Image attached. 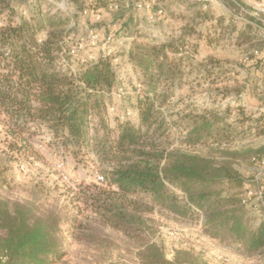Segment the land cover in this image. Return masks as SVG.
I'll use <instances>...</instances> for the list:
<instances>
[{"label":"trees","instance_id":"16d2710c","mask_svg":"<svg viewBox=\"0 0 264 264\" xmlns=\"http://www.w3.org/2000/svg\"><path fill=\"white\" fill-rule=\"evenodd\" d=\"M28 1L0 0V10L10 20L0 28V118L8 150L13 156L36 157L30 124L44 125L56 147L79 163L92 153L105 182L81 188L70 199L72 204H83L74 207L76 212L47 203L42 191L24 201L0 200V264H57L68 255L70 240L89 246L105 242L104 228L123 234L140 250L139 264H189V251L180 250L168 260L160 247L145 241L144 234L150 215L189 218L194 207L203 213L205 236L218 239L222 246H235L245 258L264 259V216L257 227L252 225L256 219L242 203L245 182L237 168L242 160H262L264 144L241 149L226 118L215 112L185 111L177 119L164 114L173 88L184 83L189 64L184 57H170L177 42L134 44L126 51L128 61L143 73L148 92L134 103L135 123L115 118L112 126L105 110L118 83L114 59L101 56L78 74L61 72L55 63L63 38L71 32V20L86 8L103 18L113 14L114 23L122 20L123 30L130 29L132 16L127 10L114 14L111 0L90 5L87 0H67L75 8L70 17L56 18L39 9L30 19L13 24L15 8ZM115 1L124 9L123 0ZM225 1L238 11L246 6L241 0ZM249 10L256 15L252 21L264 20V14ZM223 23L220 18L219 24ZM101 25L110 32V25ZM43 32L45 39L39 41ZM250 38L247 29L236 40L247 45L249 77H264V48ZM261 120L257 137H264ZM173 128L180 130L177 146ZM13 156L5 161L11 162ZM3 160L0 180L9 168Z\"/></svg>","mask_w":264,"mask_h":264},{"label":"rangeland","instance_id":"374dc122","mask_svg":"<svg viewBox=\"0 0 264 264\" xmlns=\"http://www.w3.org/2000/svg\"><path fill=\"white\" fill-rule=\"evenodd\" d=\"M87 1L90 5V0ZM153 1L158 14L152 22L142 18V12H136L135 8H125L126 4L124 9L119 7L114 11L118 15L125 14L127 10L128 15L132 16L130 29L125 30L120 29L124 27L121 19L113 22V14L107 13L103 18L101 14H93L91 9L86 8L77 19L71 20V32L60 44L55 67L61 72L78 74L88 64L82 63V60H94L90 56L102 52L101 48L105 46L106 50L112 52V59L118 65V83L112 92L111 101L106 102L105 117L111 120L112 126L115 125V118L135 123L134 103L148 92V87L144 84L143 73L128 61L127 49L134 44L154 46L177 42L169 50L170 57H184L185 64H189L184 70V83L173 88L170 105L163 109L164 114L177 119L178 113L181 115L185 111L198 114L215 112L219 117L226 118V123L234 133L232 139L241 149L248 145H263L264 137H257L256 127L260 119L264 122V77H249L247 45L243 42L238 45L236 38L241 31L248 29L251 38L264 48V20L252 21L256 15L249 12L250 8L264 14L260 9L264 6V0H241L246 6L239 11L225 0ZM66 2L42 0L39 4L37 0H29L27 4L15 8L16 15L12 23L16 24L21 18L30 19L39 9L56 18L70 17L75 8ZM97 15H101L100 20H97ZM220 18L224 20L222 25L219 24ZM136 19L140 20V25L135 23ZM9 22L8 13L0 10V28ZM103 22L110 25L113 31L106 33V27L101 25ZM92 28L100 35L99 47L91 45ZM45 35L41 33L39 41L45 39ZM108 36L111 37L109 43L106 42ZM81 45L80 55L73 57L68 54ZM252 84L255 86L252 87ZM238 89L239 92H236ZM128 111L132 115L122 120ZM1 119L0 159L7 163L6 156L12 157L14 154L8 150ZM30 127L35 132L33 147L37 156L15 154L14 160L5 164L9 168L0 180V200L24 201L42 191V197L47 198L45 200L51 205L69 206L73 212H76V205L83 208V204H72L70 199L79 194L81 188L92 184L103 185L105 182L99 180V177L104 176L95 165L94 156L91 153L79 163L71 153L56 147L57 142L52 139L46 126L30 124ZM173 134L177 146L181 139L180 130L173 128ZM237 165L245 182L242 203L253 211L251 216L256 220L252 221V225L257 227L259 217L264 216V210H261L264 209V158L258 162L242 160ZM172 190L182 195L180 190ZM193 211L195 214L189 218H173L161 213L150 215L145 241L160 247L168 260H173L176 252L186 250L191 255L192 263L189 264H264V259L245 258L236 251L235 246H222L218 239L205 236L203 213L196 207ZM84 217L81 216L79 220ZM102 237L105 242L90 246L70 240L68 255L57 264H139L140 250L123 234L104 228Z\"/></svg>","mask_w":264,"mask_h":264},{"label":"crops","instance_id":"0c3cea01","mask_svg":"<svg viewBox=\"0 0 264 264\" xmlns=\"http://www.w3.org/2000/svg\"><path fill=\"white\" fill-rule=\"evenodd\" d=\"M65 1H67V0H65ZM96 0H90L89 1V4H92V3H94ZM111 1H113L114 3L116 2L115 0H111ZM212 1H217V0H212ZM109 2V1H108ZM123 2H124V4H126V7L125 8H130V7H133V8H135V11L136 12H142V14H143V16L144 17H142V18H145L146 19V21H150V22H152V20H154L155 19V17L157 16V14L158 13H156V8H155V3H154V1L153 0H134V1H130V0H123ZM134 2V3H133ZM67 4H68V1L66 2ZM136 3H142L143 4V6H144V8H142L141 10L138 8V6H137V4ZM69 5V4H68ZM109 7H110V5H109ZM146 12V13H145ZM144 14H147V15H144ZM136 16H138V14L136 15ZM138 18V17H137ZM135 23L137 24V25H140V20L139 19H136L135 20ZM92 29H94V28H92ZM96 30V29H95ZM104 30V29H103ZM97 31V30H96ZM105 31H106V29H105ZM113 30L112 29H110V32H112ZM98 32V31H97ZM108 35V34H107ZM100 36V35H99ZM109 37L110 36H108L107 37V39H106V42L107 43H109ZM102 49V52H98L99 54H94V55H91L90 57L91 58H93L94 60H91V61H95V60H97V58H99V57H101V56H103V57H105V51H104V49H105V46H104V48H101ZM115 49V48H114ZM128 50V49H127ZM86 60V59H85ZM91 61H88V60H86V62H91ZM83 66H86V65H83Z\"/></svg>","mask_w":264,"mask_h":264},{"label":"built area","instance_id":"2783aa9c","mask_svg":"<svg viewBox=\"0 0 264 264\" xmlns=\"http://www.w3.org/2000/svg\"><path fill=\"white\" fill-rule=\"evenodd\" d=\"M137 4V6H138V8H144V6H143V4L142 3H136ZM110 5V9H112V10H117L118 9V5H116V3H114V2H112L111 1V3L109 4ZM160 13H162V11L160 12ZM96 18H97V20H100L101 19V15H97L96 16ZM90 35H91V38H92V41H91V45L93 46V47H99L98 46V44H99V42H100V36H99V33L95 30V29H91L90 30ZM111 40V37H109V40L108 41H110ZM83 48V45H81L79 48H76V49H72V50H70V52L68 53L70 56H78V55H80V53H81V51H79V50H81ZM102 48H104L103 46H102ZM104 51H105V57H108V58H112V52L111 51H108V50H106V48L104 49ZM61 55H62V53H61ZM91 58V57H90ZM91 59H93V58H91ZM63 62H65L66 63V61L63 59ZM84 62H86V60L84 61V60H82V63H84ZM68 65V64H67ZM82 70V69H81ZM80 72V71H79ZM76 74V73H75ZM132 114H131V112H127L126 113V115H123L122 116V120H125V119H128V117L129 116H131ZM99 180L100 181H104V178L103 177H99Z\"/></svg>","mask_w":264,"mask_h":264},{"label":"water","instance_id":"95a60500","mask_svg":"<svg viewBox=\"0 0 264 264\" xmlns=\"http://www.w3.org/2000/svg\"><path fill=\"white\" fill-rule=\"evenodd\" d=\"M260 9L264 12V6H261Z\"/></svg>","mask_w":264,"mask_h":264}]
</instances>
